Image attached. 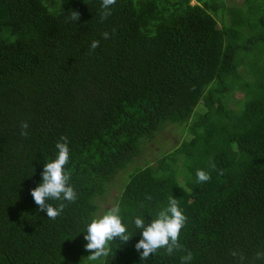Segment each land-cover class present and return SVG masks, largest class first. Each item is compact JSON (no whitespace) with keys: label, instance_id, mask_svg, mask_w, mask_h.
<instances>
[{"label":"trees","instance_id":"obj_1","mask_svg":"<svg viewBox=\"0 0 264 264\" xmlns=\"http://www.w3.org/2000/svg\"><path fill=\"white\" fill-rule=\"evenodd\" d=\"M44 1L0 0V264H181L189 252L190 264H264V55H249L264 45V0H116L106 20L102 0ZM222 9L261 30L237 40L218 27ZM169 124L190 137L139 163ZM61 137L77 199L48 200L66 204L52 220L30 193ZM197 170L210 179L197 183ZM119 173L111 208L131 238L91 261L87 226L111 209L100 201ZM169 197L187 217L182 250L143 261L134 220L150 224Z\"/></svg>","mask_w":264,"mask_h":264},{"label":"clouds","instance_id":"obj_2","mask_svg":"<svg viewBox=\"0 0 264 264\" xmlns=\"http://www.w3.org/2000/svg\"><path fill=\"white\" fill-rule=\"evenodd\" d=\"M116 0H102L101 20H106L111 14V6L115 5ZM78 11H71L67 15V20L78 21L80 19ZM104 39L109 38V33L102 34ZM91 50L94 51L99 47V41L94 40L91 43ZM29 124L21 122V135L28 136L27 129ZM61 141L57 142L58 149L57 158L45 164L42 172V183L38 187L31 190V196L36 205L39 206V211L46 212L48 218L55 220L64 210L66 204L61 202L58 207H53L47 203L48 200L75 202L77 194L69 181L70 174L65 172V166L69 161V147L67 137H61ZM215 167V165H213ZM197 183L207 182L210 175L203 170L196 172ZM148 199H151L149 196ZM187 221V217L178 207V201L174 197H169L168 204L163 207L157 214V218L153 219L150 224L145 223L141 217H136L134 220L135 227L142 230V238L135 245V249L140 253L143 261L147 260L151 255L159 249H166L168 255H172L175 251L182 250V245L179 243L180 233ZM119 238L124 243L130 240L127 234V228L122 222L120 216V208L113 207L106 214L95 218L87 226L84 239L85 251L91 252L87 258L91 261H97L101 257L109 254L108 244L110 241ZM142 250V251H141ZM235 257L237 252L233 251ZM255 258L264 260V251L255 253ZM193 255L189 252L181 257V264H190ZM241 260L244 258L241 256Z\"/></svg>","mask_w":264,"mask_h":264},{"label":"rangeland","instance_id":"obj_3","mask_svg":"<svg viewBox=\"0 0 264 264\" xmlns=\"http://www.w3.org/2000/svg\"><path fill=\"white\" fill-rule=\"evenodd\" d=\"M44 1V0H43ZM166 1H176V0H166ZM222 1L229 6L236 5L240 6L243 3V0H219V2ZM45 2V1H44ZM221 2V3H222ZM191 3H195V0H191ZM254 5H256L257 1L251 2ZM245 6V5H244ZM225 10H221L219 12V15L217 18L218 27H221L223 24L229 25L231 28V31L233 33V36L237 40H243L246 36H251L254 33H258L261 28H250V26L244 27L245 31L242 29L241 24L243 20L233 16L229 12L225 13ZM215 16V15H214ZM251 22L255 21L254 15H252L249 19ZM246 32V34H245ZM249 55L255 56L256 58H262L264 55V45L263 43H259V49L255 51L249 52ZM244 67L240 66L239 71L241 73H244ZM242 96V93L240 91H234L233 93L229 94V106L233 108H237L238 100L240 101ZM203 106L201 103H199L192 112V118L197 114V112H202ZM184 126H178L175 124H169L167 128L161 132L158 137L151 143L147 145L143 153L138 157V162L142 163L145 160H149L152 162V164H155L157 162V159L162 155L163 152L166 150H169V148H172L175 144H178L181 140L187 139L190 137L189 132L186 130H183ZM133 168V166H132ZM125 173H119L117 175L116 180L112 182L108 188L107 195L105 196V199H102L100 201V207L102 209H109L112 206H114V198L118 194L121 185L124 180Z\"/></svg>","mask_w":264,"mask_h":264}]
</instances>
